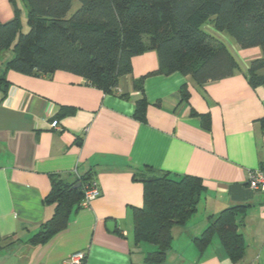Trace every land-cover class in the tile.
Segmentation results:
<instances>
[{
  "label": "crops",
  "instance_id": "obj_1",
  "mask_svg": "<svg viewBox=\"0 0 264 264\" xmlns=\"http://www.w3.org/2000/svg\"><path fill=\"white\" fill-rule=\"evenodd\" d=\"M18 5L25 29L26 7L21 0ZM14 15L11 0H0V20ZM207 25L235 57L234 73L204 85L180 72L148 75L145 121L135 117L142 94L134 79L158 69L155 50L133 58V71L120 77L113 93L62 70L7 72L4 97L0 91V264H71L79 251L83 264L143 263L156 246L134 238L133 210L144 204L138 177L161 172L199 176L205 185L196 213L173 227L165 264H264V192L248 186V172L264 166V85L253 87L248 80L251 61L263 51L244 49ZM12 56L11 50L0 52V67ZM184 85L189 101L182 100ZM63 107L72 111L62 114ZM202 114L210 116L209 127ZM54 119L60 128L51 126ZM87 173L100 195L73 214L66 230L45 244H31L54 213L55 205L45 201L52 175L73 182ZM235 205L245 206L237 217L243 257L233 261L218 235L201 252L194 239Z\"/></svg>",
  "mask_w": 264,
  "mask_h": 264
},
{
  "label": "trees",
  "instance_id": "obj_2",
  "mask_svg": "<svg viewBox=\"0 0 264 264\" xmlns=\"http://www.w3.org/2000/svg\"><path fill=\"white\" fill-rule=\"evenodd\" d=\"M18 1L11 0L14 17L0 20V52H13L0 67L3 97L9 70L27 75L67 71L113 93L120 77L133 71V58L155 50L158 69L134 79L135 90L142 94L135 117L145 121L149 102L144 80L148 75L180 72L204 85L234 73L238 66L235 57L224 41L205 29L207 24L227 32L244 49L262 48L263 56L250 63L248 80L253 87L264 85V0H79L80 7L71 15L74 0H21L26 7L27 31ZM181 95L189 101L188 86H182ZM71 111L62 108V114ZM199 116L209 127L210 116ZM138 178L144 182V204L133 210L134 238L137 244L156 246L141 264H165L173 227L186 224L196 213L205 185L202 178L189 174L161 172ZM92 180L88 173L73 182L52 175L45 201L55 205L54 213L29 239L31 244H45L68 228L73 214L82 208L85 186ZM78 182L81 185L75 187ZM244 207L225 208L194 239L201 252L218 235L233 261L243 257L246 244L237 217Z\"/></svg>",
  "mask_w": 264,
  "mask_h": 264
},
{
  "label": "built area",
  "instance_id": "obj_3",
  "mask_svg": "<svg viewBox=\"0 0 264 264\" xmlns=\"http://www.w3.org/2000/svg\"><path fill=\"white\" fill-rule=\"evenodd\" d=\"M51 126L60 128V123L57 119H54L51 122ZM248 186L254 191L264 192V166L252 169L248 172ZM100 193L101 189L96 180L93 179L90 184L85 186L82 207L89 206L91 201L97 198ZM84 259L85 253L79 251L70 257L69 262L71 264H83Z\"/></svg>",
  "mask_w": 264,
  "mask_h": 264
},
{
  "label": "rangeland",
  "instance_id": "obj_4",
  "mask_svg": "<svg viewBox=\"0 0 264 264\" xmlns=\"http://www.w3.org/2000/svg\"><path fill=\"white\" fill-rule=\"evenodd\" d=\"M80 7V2H79V0H74L73 1V4H72V8H71V10H70V12H69V15H71L72 13H74L78 8ZM26 14V13H25ZM26 15H25V18H24V23H25V19H26ZM205 27V29H209L208 28V25H205L204 26ZM28 30V27H27V25L25 26V31H27Z\"/></svg>",
  "mask_w": 264,
  "mask_h": 264
},
{
  "label": "water",
  "instance_id": "obj_5",
  "mask_svg": "<svg viewBox=\"0 0 264 264\" xmlns=\"http://www.w3.org/2000/svg\"><path fill=\"white\" fill-rule=\"evenodd\" d=\"M80 185H81V183L78 182V183L75 185V187H79ZM107 225H108V227H109L111 230H113L114 225H115V222H114V221H109V222L107 223Z\"/></svg>",
  "mask_w": 264,
  "mask_h": 264
}]
</instances>
